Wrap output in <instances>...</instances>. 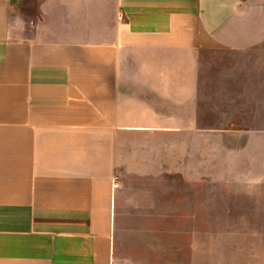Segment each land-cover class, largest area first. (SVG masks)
Wrapping results in <instances>:
<instances>
[{
  "label": "crops",
  "instance_id": "1",
  "mask_svg": "<svg viewBox=\"0 0 264 264\" xmlns=\"http://www.w3.org/2000/svg\"><path fill=\"white\" fill-rule=\"evenodd\" d=\"M212 50L264 55V0H0V264L149 261L126 214H168L171 243L191 246L186 218L209 207L194 183L247 181L264 230V99L210 125Z\"/></svg>",
  "mask_w": 264,
  "mask_h": 264
},
{
  "label": "rangeland",
  "instance_id": "2",
  "mask_svg": "<svg viewBox=\"0 0 264 264\" xmlns=\"http://www.w3.org/2000/svg\"><path fill=\"white\" fill-rule=\"evenodd\" d=\"M22 7V6H20ZM263 54H248L224 50L203 51L199 55L198 79L199 94L202 96L200 104L204 108L209 106L208 121L210 125L219 126L228 120L227 115L234 113L233 108L240 107L241 118L247 123V102L264 99L263 70H249V63L263 61ZM254 79L256 92L249 93L248 79ZM254 88V87H253ZM234 106V107H233ZM203 111L202 119L205 120ZM236 113V111H235ZM222 115H225L223 117ZM233 119V118H232ZM240 119V120H241ZM172 188V187H171ZM184 187H177L182 192ZM160 190L167 192L169 186L162 183ZM190 189V188H189ZM249 184L245 182L210 181L208 183H194L192 190L199 201L204 192H208V212L194 208L186 220L190 228L181 231V238L192 237V245L175 246L170 241L167 226L168 214L137 215L126 214L123 222L126 225L122 230L132 253H146L151 259L146 262H132L128 264H264V230L255 227V219L249 212L246 193ZM241 191V196L224 198L225 192ZM163 192V191H159ZM202 192V193H201ZM244 193V194H243ZM244 195V196H242ZM162 209H167L168 199L162 200ZM161 217L160 231L143 230L138 228L139 221ZM185 221V215L182 217ZM180 239V238H177ZM181 240V239H180ZM179 240V241H180ZM191 255L192 260H189Z\"/></svg>",
  "mask_w": 264,
  "mask_h": 264
}]
</instances>
